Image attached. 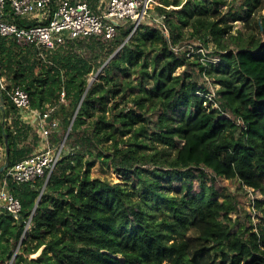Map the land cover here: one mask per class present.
Returning a JSON list of instances; mask_svg holds the SVG:
<instances>
[{
	"label": "trees",
	"instance_id": "16d2710c",
	"mask_svg": "<svg viewBox=\"0 0 264 264\" xmlns=\"http://www.w3.org/2000/svg\"><path fill=\"white\" fill-rule=\"evenodd\" d=\"M75 1L99 13V0ZM204 1L158 0L125 43L130 20L107 42L81 37L53 49L20 47L0 36V147L6 137L8 167L43 147L34 116L10 98L13 88L28 93L35 112L51 110L57 122L51 145L62 142L71 124L44 188V179L9 182L21 211L18 220L0 213V264H264V218L255 226L232 225L236 202L230 195L219 201L214 186L222 178L259 190L263 200L255 204L264 205V19L256 22L263 38L234 37L227 21L250 16L259 0H242L239 10L226 12L217 6L222 0ZM7 14L19 26L37 24L13 17L8 6ZM187 27L190 43H184ZM210 40L217 62H201L200 52L190 59L199 49L193 41L207 47ZM205 78L220 86V108L204 105ZM96 161L132 179V190L92 178ZM172 181L178 197L167 194ZM137 187L140 201L132 199Z\"/></svg>",
	"mask_w": 264,
	"mask_h": 264
},
{
	"label": "built area",
	"instance_id": "2783aa9c",
	"mask_svg": "<svg viewBox=\"0 0 264 264\" xmlns=\"http://www.w3.org/2000/svg\"><path fill=\"white\" fill-rule=\"evenodd\" d=\"M148 3L149 0H99V13H94L86 1L0 0V36L13 39L20 47L35 46L42 49H53L56 45L67 44L81 37H94L100 42H107L114 38L123 22L133 21L135 31L141 21L150 19ZM7 6L13 17L25 21L35 20L37 24L23 27L8 20ZM161 21V18L156 19L161 31L168 37V30ZM172 49L177 51L178 46ZM10 98L21 113L34 116L43 144L39 151L4 169L0 184V213L6 212L18 220L21 203L9 191V182L16 185L32 184L44 179L46 184L62 156L64 143L51 145L49 142L51 132L57 128V122L50 117L51 110L44 114L32 110L28 93L19 86L13 88ZM30 221L31 215L24 221L23 237L29 231Z\"/></svg>",
	"mask_w": 264,
	"mask_h": 264
},
{
	"label": "rangeland",
	"instance_id": "374dc122",
	"mask_svg": "<svg viewBox=\"0 0 264 264\" xmlns=\"http://www.w3.org/2000/svg\"><path fill=\"white\" fill-rule=\"evenodd\" d=\"M186 0H181V3H185ZM242 0H222L221 3L217 4L218 8L222 11L226 12L227 8L230 6H234L233 10H239V4ZM204 4H209L208 0L204 1ZM158 4V0H149L148 3V9L151 10ZM228 18V16L226 17ZM264 19V0H259L255 8L253 9L250 16H247L246 18L242 20H232L230 19L228 22L229 28V34L233 35L234 37L241 35L243 38H246L250 33H255L257 36L263 38V33L257 31L256 29V22L259 23L261 20ZM192 32L191 27H187L183 29L184 37L187 38L184 43H190L188 41L189 35ZM202 46L200 42L193 41L192 44ZM216 45L213 41L208 42L207 47H202L198 50L191 51V57L190 59H193L194 54H197L200 52L202 54V57L200 58L201 62L205 61H217V58L212 57L210 54L215 50ZM230 48H234V45H231ZM184 68H178L175 71V74H179L182 72ZM96 76H91L89 78V82ZM137 77L136 74L132 75V79L135 80ZM208 83L209 91L205 95L200 93V96H205L207 98V102L204 103L205 106L212 105V108H220V102L218 100V89L220 88L219 85H214L209 78H205ZM157 149L165 151L170 157H173L175 155V149L174 148H167L164 146H157ZM146 153H154L155 150L153 149H146ZM5 160V152H4V146L2 147V150H0V163H4ZM150 165H146L145 167H149ZM90 176L92 178H100L102 180L110 181L111 183H117L120 182L121 184L127 186V188L131 191L133 186V180L130 178L122 177L117 170L114 168H107L103 167L102 163L100 161H96L95 166L90 171ZM211 182L208 183V186H210ZM164 186L168 187V181L164 182ZM171 188L167 190V194L169 196H175L178 197L180 195L179 192L176 191L178 186V181H172L170 183ZM214 186L216 190L218 191L219 195L217 196V199L223 200V197H226L230 195L236 202V210L230 213V218L232 221V225L239 226V225H249L250 222L252 225H258L262 223V220L264 218V205L261 207H257L255 202L263 200V196L261 195L259 190L253 189L251 187L245 186V185H239L237 182H232L228 180H224L222 178H216L214 181ZM141 193L142 188L137 187L136 192L132 199L134 201H140L141 200ZM147 208L149 210L156 214L158 216V219L161 217L162 213L155 209V207L152 206L151 201H148ZM165 214H169V210H165ZM189 233H192V231H189ZM19 247V246H17ZM17 250V248H16ZM40 253V250L35 253L31 254L30 258H35Z\"/></svg>",
	"mask_w": 264,
	"mask_h": 264
},
{
	"label": "water",
	"instance_id": "95a60500",
	"mask_svg": "<svg viewBox=\"0 0 264 264\" xmlns=\"http://www.w3.org/2000/svg\"><path fill=\"white\" fill-rule=\"evenodd\" d=\"M133 32H134V31L132 30V32H131L130 35L126 38V40L124 41V43L130 38V36L132 35ZM124 43H123V44H124ZM123 44H122V45H123ZM122 45H121V46H122ZM121 46H120V47L114 52V54H113L109 59H111V58L115 55V53L119 51V49L121 48ZM109 59H108V60H107L102 66H101V68L99 69V71L102 70V68L106 65V63L109 61ZM99 71H98L97 73H99ZM96 75H97V74H96ZM95 77H96V76H95ZM95 77L89 82V85H90V83L95 79ZM89 85H88V86H89ZM4 108H5V102H4V98H3V95H2V88H1V85H0V110H1L2 113H4ZM2 116H3V115H2ZM70 126H71V124H70ZM70 126L68 127V129H67V131H66V133H65V135H64V137H63L62 143L65 142V139H66V137H67V135H68V133H69V130H70ZM4 141H5V144H6V141H7V138H6V137H5ZM8 163H9V159H8V149H7V146H6V151H5V161H4L3 165L0 166V173L3 172L4 169L8 167ZM45 185H46V184H44L43 188L45 187ZM42 190H43V189H42ZM42 190H41V193H42ZM41 193H40V195H41ZM40 195H39V197H40ZM39 197H38V199H37V201H36V203H35L34 209L32 210L31 217H32V215H33V213H34V211H35V208H36V206H37V203H38ZM22 238H23V236L21 237V240H22ZM21 240H20V241H21ZM18 246H19V245H18Z\"/></svg>",
	"mask_w": 264,
	"mask_h": 264
},
{
	"label": "crops",
	"instance_id": "0c3cea01",
	"mask_svg": "<svg viewBox=\"0 0 264 264\" xmlns=\"http://www.w3.org/2000/svg\"><path fill=\"white\" fill-rule=\"evenodd\" d=\"M0 150H2V147H0ZM3 163H1V166H2Z\"/></svg>",
	"mask_w": 264,
	"mask_h": 264
}]
</instances>
